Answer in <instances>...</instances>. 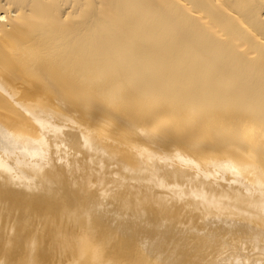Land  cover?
<instances>
[{
  "label": "bare ground",
  "instance_id": "bare-ground-1",
  "mask_svg": "<svg viewBox=\"0 0 264 264\" xmlns=\"http://www.w3.org/2000/svg\"><path fill=\"white\" fill-rule=\"evenodd\" d=\"M8 113L52 118L54 113L71 114L73 118L76 116L74 123L84 130L98 129L99 139L156 157L172 145L166 143H176L181 149L179 146L175 149V145L173 148L182 153L191 150L198 160L218 150L224 157L230 154L255 177L258 173L252 181L261 185L264 0H0V114ZM43 117L48 124L49 118ZM20 119L21 122L16 120V126L19 122L29 123L31 118L29 122ZM41 123L37 120L35 125L43 128L45 124L46 130V123ZM29 124L21 128L33 134L30 136L51 143L62 142L64 130L56 132L61 137L59 141L56 134L52 138L49 128L50 134L44 131V136L41 127ZM71 132L74 133L72 130L70 135ZM29 135L18 134L0 124V264H231L240 260L246 264L242 256H222L227 250L220 253L221 242L218 247L217 243L212 244L214 254H206V247L201 245L208 243L204 231L199 237L207 241L194 239L198 234L193 233L200 226L214 224L215 218L220 221L222 214L220 217L214 214L225 211L230 201L225 202L226 196L222 200L218 198L220 195H213L215 190L211 193V186L206 188L191 173L188 176L186 169L189 179H178L169 175L170 169H159L161 164L157 165L159 168L152 167L151 159L150 164L137 165L134 159L114 150L106 154L93 152V157L84 153L79 155L84 158L73 159L65 151L55 152L43 143L34 144ZM72 137L79 138V133ZM215 144L217 149L213 150L211 146L216 147ZM188 152L179 156L185 155L187 160ZM212 159L216 161L215 157ZM58 163L65 166L63 172L61 167V172L57 170ZM214 167L211 171L205 169L207 174L216 176L218 166ZM235 167L232 168L235 173H240ZM201 169L196 171L202 173ZM226 171L229 170L221 172ZM211 174L205 176L212 179ZM250 175L243 178L248 181ZM228 184L225 189L231 191L235 184L231 190ZM203 186L205 190H201ZM157 188L167 189L165 195H156L160 191L155 192ZM168 190L176 198L171 192L166 194ZM235 198L232 200L240 197ZM242 202H238L240 206ZM232 209L234 214L238 210ZM257 211L251 210L248 215ZM259 221L251 223L261 222L255 228L262 229L264 219ZM231 223L226 226L234 227ZM248 223L242 225L249 229V234ZM239 224L236 223L238 231ZM221 230L224 234L226 229ZM263 230L258 234L264 239ZM212 235L217 237L215 233ZM249 235L244 236V243ZM215 236L214 242L220 241ZM259 239H254L257 244L261 242ZM261 245L259 249L263 248ZM236 247L239 248L238 242ZM255 252L261 253L257 249ZM256 260L252 264H263Z\"/></svg>",
  "mask_w": 264,
  "mask_h": 264
},
{
  "label": "rangeland",
  "instance_id": "rangeland-1",
  "mask_svg": "<svg viewBox=\"0 0 264 264\" xmlns=\"http://www.w3.org/2000/svg\"><path fill=\"white\" fill-rule=\"evenodd\" d=\"M8 114H9V115H8ZM8 114H7L6 116L0 114V115L3 117V118L0 117V118L2 119V121H0V122H1L0 124H6V126H7L10 130H14V131L17 132L18 134L23 133V134H28V135H29L30 132L26 131L27 133H25L24 130H23V128H24V127H28L27 124L32 123L33 121H34V122L32 123V125H33L34 127H41V128H42V126H41L42 123H41V122L43 121V123H44V122L46 123V120H45L46 118H45V119H42L43 115H40V114H37V115H36V114H31V115H30V114H27V113H24V114L17 113L16 115H15V113H8ZM35 115H36V116H35ZM52 115H53V118H52L51 115H45V116H44V117H47V118H49V119H47L48 124L46 123V125H47L46 130H45V127H46V126H44L45 124H43V128H42V129H43V133H41V134H43L44 136H46V134H47L49 131H52L53 133L50 134V132H49L48 135H49V134L52 135V138H53V137L55 136V134H56L58 140L60 141V139H59L60 136H59L58 134L62 133L61 130H62V131L64 130V135H65V137H64L63 134H61V137L63 136V137L65 138V140H64L63 137H62V138L60 137V138L62 139V140H61L62 142L51 143V142H49V141H42V140H39L36 136H35V137H34V136H30V135H33V134H30L28 139H29L30 141H32L34 144H35V143H43V144H44L45 146H47L49 149H52V151L55 149V150H54L55 152L60 151L61 153H63V152L65 151V154H67L69 157L71 156L73 159H81V158H84V157H81V158H80V156H79L80 154L83 155L84 153H87V154H88V155H86V156L93 157V154H94L95 152H99V153H101V154H106L107 152L114 150V151H116L118 154H120V155H122V156H126V157H128V158H132V159H134V160L136 161L135 164H137V165H140V164H143V163H145V164H150V162H151L150 165H151L152 167L155 166L156 168H159V167H160L159 164H161V167H160L159 169H162V170H164V171H165V170L168 171V170L170 169V170H169V172H170L169 175L174 176V177H177L178 179H179V178H182V177H183V178L186 177V179H189L188 176H189L190 173H191L190 176H191V177H193V175L196 176V179H195V180H199V182H202V184H204L206 188H208V187L211 186V187H210V190H212V191H210L209 189H208V191H210V192L212 193V192L215 190V191L213 192V195H216L217 197H218V195H220V197H218V198H219V199H222V200H224V199H223L224 197L222 198V196H226V197H225V202L227 203V201H230V203L228 202V205H227L228 207L225 209V211H228V212L231 211V212L229 213L230 215L226 212L228 216H225L226 213H225L224 210H221V211H223V212H219L220 210H218V211L215 212L214 216H215V217H218L217 215L222 214V218H221V219L218 218V219L220 220L219 222H217L218 220L215 218V223L209 225V226L213 227L212 229H211V227H209L208 225H205V227H204V226H200L199 229L196 228V229H197V230H196L197 232H194V233H193L194 235H195V233L198 234V235H195L194 239H195L196 237H199L201 234H204V232H205L206 235H208V237H209L210 239H213V241H210V239L207 237V239H208V243H207V242H205V241H207V240L204 241V239L202 240V239H200V237H199V240L202 241V243L205 242V243L201 244V245H204V247H206V248H205V249H206V252L208 251L207 253H206V252H205V253H206V254H210V255L214 254V251H215V248H214V247H215V246H212V244H213V245H217V244H218V245H217V247H218V246H219V242H221V243H220V246H219V247H220V248H219L220 253L222 254V252L225 251L224 249L227 250V252H226V251L223 252L224 254H222V256H227V257H241V256H242L241 258H244V259L246 260V264H248L247 262H249V264L254 263V262H255V258H256V259L259 260L260 262L262 261L263 264H264V259H263L264 256H261V255L264 254V239H263V236L260 235V234L263 233V232L261 233V230L264 229V227H263L262 229H261L260 227L257 228V226H260V224H261L260 221H261L262 219H264V216H261V215H264V213H263L264 210L262 209V208H264V205H263V207H262V204H261V202H263V204H264V200H263V201L261 200V199H264V196L261 195V194L264 195V183H262V182H264V180H263L261 183L258 182V183H260L261 185H259V184H254V183H256V182H255V181H254V182L252 181V180H254V178H256V177L259 176L258 173L256 174V177H255V174L252 175L253 172H251L250 169L248 170V168L244 167L241 163H239V161H237L236 159H234L233 157H231L230 154L227 153L228 155L225 154V156H226V155H227V156L224 157V154L220 153L218 150H216L215 152H212V153H211L213 156H212L211 154H209V155L211 156V157H209V158H211L212 161H209V158L207 157V156H209V155L206 156V158L208 159V160H207L208 163L206 164V166L204 165V161L206 160V158H205V157H204V158L199 157V160H200V161H199L197 158H194V156H193V154H192L193 152L191 153V150H189L190 152H188V150H186V152H188V154H189V157L187 156V160H186V156H185V155H186V154H185L186 152L184 151V153H182L183 151L181 152V151L179 150V149H181L179 145H178V146H179V149H178V150H175V149L178 147V146L176 147V145H177L176 143H166V144H168V145H169V144H172L173 146L175 145V146H174L175 149H174L173 146L171 145V146H169L168 148H166V153H165V151H163L165 154H164V153H161V155L164 154V156H166L165 158L167 159V161H168V162H167L166 159L163 158L164 156L159 155L160 158H163V160H162V159H160L158 156L156 157L155 155H151V154H149V153H148V154H147V153L145 154L144 152H139V153H138V152H136L135 150H134V152H133L131 148H130V149H129V148L127 149V147H125V148L122 147V148H121V147H119V145H118V147H119V148H118V147L114 146V145H116V144H113V142H111V141L109 142V141H108L107 139H105V138H100V139H99L98 137H100V136H99L98 133H96V132H98V129H97V131H96V129H92V130H90V132L84 130L83 128H81L80 124H78V125L76 124V123H77V121L75 120V119H76V116H74L75 118H73V115H71V114H70L69 116H67V115L64 116L63 114H60V113H57V114L54 113V114H52ZM54 115L57 116V119H56V117H55ZM25 116H26L27 118H26ZM32 116H33V117H32ZM41 116H42V117H41ZM70 116H72V118H73L74 120H73ZM12 117H13V118H12ZM20 117H21L22 119H24L25 122H26V121L29 122V118H31V119H30V122H29V123L26 124V123L24 122L25 125H23V123L20 124V122H21V121H20V120H21ZM23 117H24V118H23ZM35 117H36V118H35ZM38 117H40V118H38ZM44 117H43V118H44ZM69 117L71 118V120H70ZM6 118H9V119L12 118V119L9 120V119H6ZM25 118H26V120H25ZM34 118H35V119H34ZM37 118H38V119H37ZM61 118H62V119H61ZM1 119H0V120H1ZM19 119H20V120H19ZM32 119H33V121H32ZM40 119H41V122L39 121ZM50 119H51V120H50ZM55 119H56V120H55ZM58 119H59L60 121H59ZM4 120H5V121H4ZM16 120H17V121H18V120L20 121V122L17 124V126H16V123H17ZM37 120H38V124H41V125H35V124H37ZM48 120H49V121H48ZM53 120H54V121H53ZM57 120H58V121H57ZM62 120H64V121H62ZM72 120H73V121H72ZM55 121H57V122H61V123H58L59 125L57 124L58 127H59L60 129L57 127V125H56L57 122H55ZM65 121H67V122H65ZM2 122H3V123H2ZM35 122H36V123H35ZM54 122H55V123H54ZM62 122H63V123H62ZM74 122H76V123H74ZM64 123H65V124H64ZM19 124H20V126H19ZM49 124H50V126H49ZM51 124H52V125H51ZM62 124H63V125H62ZM11 125H12V126H11ZM22 125H23V128H21ZM29 125H31V124H29ZM32 125H31V126H32ZM61 125H62V126H61ZM69 125H70V126L72 125V126H73V129H72V126H71V129H70V126H69ZM18 126H19V127H18ZM75 126H76V129H74ZM11 127H12L13 129H11ZM50 127H52V129H51ZM63 127H64V128H63ZM68 127H69V128H68ZM79 127H80V129H79ZM48 128H49V131H48ZM77 128H78L80 131L77 130ZM15 129H16L17 131H16ZM20 129H21L22 131H21ZM28 129H29V128H28ZM50 129H51V130H50ZM55 129H57V130H55ZM69 129H70V130H69ZM82 129H83V130H82ZM68 130H69V131H68ZM72 130H73L74 133L71 132L72 134L70 135L69 132L72 131ZM76 130H77V131H76ZM81 130H82V132H81ZM94 130H95V131H94ZM44 131H45L46 134L44 133ZM47 131H48V132H47ZM58 131H59L60 133H59ZM56 132H58V134H57ZM75 132H76V134H75ZM80 132H81V133H80ZM86 132H87V133H86ZM68 133H69V134H68ZM78 133H79V138H78V137H74V138L72 137L73 135H78ZM85 133H86V134H85ZM89 133H90V134H89ZM53 134H54V135H53ZM84 134H85L86 136H85ZM87 134H89V136H87ZM48 135H47V136H48ZM56 136H55V137H56ZM94 136H96V137H94ZM97 136H98V137H97ZM71 137H72V138H71ZM83 137H84V138H83ZM32 138H33V139H32ZM34 138H35V140H34ZM57 138H55V139H57ZM76 139H79V140H76ZM83 139H84V140H83ZM95 139H97V140H95ZM104 139H105V140H104ZM58 140H57V141H58ZM70 140H71V141H70ZM72 140H74V141H72ZM80 140H81V141H80ZM98 140H99V142L97 143ZM106 140L108 141L109 144L107 143ZM34 141H35V142H34ZM79 141H80V142H79ZM90 141H91V142H90ZM94 141H95V144H94ZM105 141H106V142H105ZM63 142H64V145H63ZM71 142H73V143H71ZM87 142H88V143H87ZM66 143H67V144H66ZM70 143L73 144V145H71ZM82 143H83V144L85 143V144L83 145ZM92 143H93V144H92ZM96 143H97V144H96ZM101 143H102V144H101ZM89 144H90V145H89ZM91 144H92V145H91ZM56 145H58V147H57ZM93 145H95V146H93ZM97 145H98V146H97ZM110 145H111V146H114L116 149H115L114 147H113L114 149L111 148ZM213 145H214V143H213ZM81 146H82V147L85 146L86 148L83 147V148H84V150H83V148H82ZM215 146H216V147L211 146V147L213 148V150H214V149H217V144H215ZM70 147H71V150H70ZM78 147H80V148H78ZM92 147H93V148H92ZM104 147H105V148H104ZM107 147H108V148H107ZM57 148H59L60 150H58ZM81 148H82V149H81ZM87 148H88V149H87ZM91 148H92V149H91ZM110 148H111V150H110ZM117 148H118V149H117ZM169 148H173L172 150H173V151H176L177 153L180 151V152H181V153L179 152L180 155H181V154H182V155L185 154V155L181 157V156H179V154H176L175 152H174V154H176V155H174V154L171 152L172 150L170 151V152H171V154H170V152H169ZM65 149H68V150H70L71 152H70V151L68 152V150L66 151ZM74 149H75V150H74ZM79 149H80V151H79ZM103 149H105V150H103ZM120 149H121V150H120ZM81 150H82V151H81ZM125 150H126V151H125ZM78 151H79V152H78ZM102 151H103V152H102ZM104 151H105V152H104ZM123 151H124V152H123ZM167 151H168V153H169L170 155L167 153ZM93 152H94V153H93ZM126 152H127V153H126ZM132 152H133L134 154H133ZM256 152L259 153L260 151H256ZM70 153H71V154H70ZM91 153H92V154H91ZM136 153H138V154H136ZM141 153H142V154H141ZM214 153L216 154L217 157H219L218 155H220V158H216V156H215ZM73 154H74V156H72ZM77 154H78V155H77ZM140 154L142 155V157L144 158V160H142L143 158H141ZM188 154H187V155H188ZM167 155H168V157H167ZM171 155L173 156V158H172ZM177 155H178V156H177ZM229 155H230V156H229ZM144 156H145V157H144ZM170 156H171V157H170ZM175 156H176V157H175ZM78 157H79V158H78ZM148 157H149V158H148ZM154 157H155L156 159H155ZM169 157L172 158V159H170ZM174 157H175V158H174ZM178 157H179L180 159H179ZM213 157H215V159H216L217 162H216L214 159H212ZM15 158H16V156H15ZM85 158H86V157H85ZM138 158H139V159H138ZM153 158H154L156 161H155ZM158 158H159V159H158ZM181 158H182V159L184 158V159H183L182 161H180ZM190 158H191V159H190ZM225 158H226V159L228 158V160H226ZM230 158H231L232 160H231ZM16 159H17V158H16ZM18 159H19V161H22V159H21L20 157H19ZM150 159H151V160H150ZM168 159H169V160H168ZM175 159H176V160H175ZM177 159H178L179 161H177ZM218 159H221V161H220V160H219V161L222 162L223 165H222V163L218 162ZM224 159H225L226 162L229 161V163H231L232 165L229 164V163H227L228 166H227L226 164H224V163H225V161L223 162ZM141 160H142V161H141ZM147 160H148V161H147ZM149 160H150V162H149ZM160 160H161V163H160ZM170 160H171V162H170ZM184 160H185V161H184ZM201 160H202V162H201ZM25 161H26V159H25ZM137 161H138V162H137ZM139 161H140V163H139ZM143 161H144V162H143ZM153 161H155V162L153 163ZM158 161H159V162H158ZM165 161H166L167 164H166V165L164 164V165H165V166H164L162 162H165ZM183 161H184L185 163H186V162H188V163L185 164ZM235 161H237V162L235 163ZM156 162H157L158 164H156ZM169 162H170V163H169ZM173 162H174V163H173ZM175 162H176V163H175ZM177 162H179V163L177 164ZM182 162H183V167L186 166L187 168H188V167H189V168H188V169H187V168H183L182 165H181ZM172 163H173V166H170ZM180 163H181V164H180ZM194 163H195L196 165H198V166H195ZM212 163H214V164H212ZM217 163H220V165H218ZM238 163L240 164L239 166H238ZM210 164H212V167H210ZM236 164H237V165H236ZM60 165H61L60 163L57 164V168H58L57 170H58L59 172H61V170H60V168H59V167H61V168L63 169V170H62V172H63V171L65 170V169H64L65 166H63V164H62L63 167L60 166ZM157 165H159V167H158ZM184 165H185V166H184ZM192 165H194V168H195V167H196V168L194 169V168L192 167ZM200 165H201V166H200ZM225 165H226V166H225ZM233 165H234V167H235V165H236V167L238 168V170H237V168L235 167L236 170H237L238 172H240V171H241V172H240V173H235V169H232V168H234V167H232ZM163 166H164V167H163ZM214 166H218V168H220V169L223 168V167L225 166L224 169H225V170H229V171L221 172L222 170H223V171H225V170H224V169H221V171H220V169L216 168V169L220 172V174H219L218 171H217V174H216L217 177H216V176H214L215 173H214V174H211V172H210L211 176H213V178H212L213 181H212L211 177L209 178V176H208V177L205 176V175H210L209 173L207 174V170H205V169H208V167H210L209 169H211V168H213ZM221 166H222V167H221ZM171 167H173V168H171ZM180 167H182L184 170H181L182 168H180ZM226 167H227V169H226ZM230 167H231V169H230ZM243 167H244V168H243ZM163 168H164V169H163ZM177 168H179V169H177ZM190 168H193V170H194L195 172H194V171L191 172L192 169H190ZM197 168H198V169H201V168H202V169H201L202 173H200V170H197V171H196ZM214 168H215V167H214ZM173 169H174V170H173ZM185 169H186V172L188 171V172H187L188 176H187V174H186V172H185ZM209 169H208V170H209ZM172 170H173V171H172ZM212 170H213V169H212ZM214 170H215V169H214ZM246 170H247L249 173H247ZM182 171H183V173H182ZM204 171H205V174H204ZM209 171H211V170H209ZM193 172H194L195 174H194ZM198 172H199V173H198ZM213 172H216V171H212V173H213ZM229 172H230V173H229ZM244 172H246V173H244ZM171 173H173V174H171ZM184 173L186 174V176H185ZM226 173H229V174H226ZM242 173H243V174H242ZM255 173H256V172H255ZM183 174H184V175H183ZM199 174H200V175H199ZM201 174H202V175L204 174V176H202ZM221 174H222V175H221ZM224 174H225V176H224ZM233 174H234V175H233ZM246 174H247V175H246ZM250 174L252 175V177H251ZM227 175H228V176H229V175L232 176V177H231V180H230V178H228ZM235 175H236V176H235ZM249 175H250V177H249L250 180L247 181L246 179L243 178V176H245V178H247V176H249ZM222 176L226 177L228 180L225 178V180H226V181H225V180H224V177H222ZM230 176H229V177H230ZM240 176H242V177H240ZM253 176H254V177H253ZM219 177H220V180L222 179L221 182H219V181H220V180H219ZM177 178H176V179H177ZM193 178H195V177H193ZM193 178H190V179L193 180ZM198 178H199V179H198ZM205 178H206V181L203 180V179H205ZM232 178H234V181H232ZM238 178H239V179H238ZM209 179H210V180H209ZM236 179H237L238 181H240V182L238 183V182L236 181ZM200 180H201V181H200ZM208 180H209V181H208ZM215 180H216V181H215ZM193 181H194V180H193ZM203 181L207 182V184H206L205 182L203 183ZM227 181L230 182V185H231V186H230V190H231V187L235 184V187H234V188H235L236 190H234L233 187H232V190H231V191L228 190L230 193H232V195L230 196L231 198L228 196L229 194L227 195V192H228V191H227L226 189L229 187V186H228V185H229V184H228L229 182H227ZM244 181H245V182H244ZM250 181H252V182H250ZM208 182H210V183H208ZM212 182H214L215 184L212 183ZM216 182H219V183H216ZM223 182H224V184H223ZM225 182H226V184H225ZM231 182H232V183H231ZM234 182H235V183H234ZM236 182H237V183H236ZM241 182H242V183H241ZM233 183H234V184H233ZM246 183H247L248 185H246ZM219 184H221L220 187H222L223 190L225 189V185H226L227 188L225 189V190H226L225 194L222 192L223 190H222L221 188H219ZM232 184H233V185H232ZM236 184H237V185H236ZM262 184H263V185H262ZM206 185H207L208 187H207ZM217 185H218V188H217ZM238 185H239V186H238ZM242 185H243L244 187H242ZM255 185H256V186L258 185V186H257L258 188H256ZM212 186H214V187H212ZM236 186H237V187H236ZM253 186H254V188H253ZM194 187L197 188V185L194 186ZM205 187L203 186L201 190H205V189H204ZM240 187L243 188L242 191H243V193H245L244 195H246V197L243 195V193H242ZM246 187H247V188H246ZM250 187H251V188H250ZM188 188H189V187H188ZM190 188H191V187H190ZM212 188H213V189H212ZM215 188H216V189H215ZM237 188L240 189V190L238 189L240 192L237 191ZM162 189H163V188H162ZM162 189H161V188H159V189H158V188L155 189V192H156V190H158V191L160 190V191L158 192V194H157V192H156V195H159V194H160V195H163V194L165 195V192L167 191V189H165V190H164V189L162 190ZM245 189H246V190H245ZM248 189H250V191H249ZM251 189H252V190H251ZM253 189H254V190H253ZM258 189H259V191H260V190H262V191L258 192ZM206 190H207V189H206ZM225 190H224V191H225ZM161 191H164V193H163V192L161 193ZM208 191H206V192H208ZM217 191H219V192H217ZM170 192H171V191H170ZM170 192H169V190H168V193H166V194L169 195ZM215 192H216V193H215ZM233 192H234V194H235L234 196H233ZM247 192H248V193H247ZM254 192H255V193H254ZM214 193H215V194H214ZM217 193H218V194H217ZM236 193H237L238 195H237ZM241 193H242V195H241ZM256 193H257V194H256ZM258 193H259V194H258ZM222 194H223V195H222ZM239 194H240V195H239ZM248 194H249V195H248ZM250 194H251V195L253 194V195H252L253 198H252V197L248 198L249 196H251ZM170 195H171V196H174L173 198H176L175 195H172V192H171ZM171 196H170V197H171ZM227 196H228V198H227ZM243 196H244L245 198H243ZM257 196H258V197H257ZM259 196H261V197H259ZM232 197H233V198H232ZM235 197H236V198H235ZM238 197H240V198H239L240 200L237 199ZM255 197H256V198H255ZM234 198H235V200L237 199L238 201H237V200H236V201H233ZM241 198H242L243 202H242ZM246 198H248V200H246ZM260 198H261V199H260ZM232 199H233V200H232ZM255 199L258 200L259 202H256ZM244 200H245V201H244ZM250 200H251V201H250ZM248 201H249L250 203H248ZM253 201H255L254 204H253ZM232 202H233V204H232ZM235 202H236V203H235ZM238 202H242L243 204L241 203V206H240V204H239ZM244 202H246L247 204H249V207H250V206H251V207H254V208L256 207V209H258V211H259V209H261V211H259V214H257L258 211H257L256 213H255V212H252V213H255V217L253 216L254 214L252 215V213H251V215H252L253 218L250 217L251 215H250V216L248 215L249 212H251V210L256 211V209H253V208H251V207L248 208V207H247L248 205H247L246 203H245L246 205H244ZM251 202H252V203H251ZM256 203H257V205H256ZM234 204H235V205H234ZM236 204H237V205H236ZM252 204H253V206H252ZM225 205H226V204H225ZM233 205H234V206H233ZM243 205H244V206H243ZM259 205H260V208H259ZM235 206H236V207H235ZM245 206H246V210H249V209H251V210H250V211H246V210L244 209ZM241 207H242L243 209H242ZM261 207H262V208H261ZM232 208H234V209L236 208V209H238V210H243V212L240 211V212H241V213H240V212L237 210V211L235 212V214H237V216H236V215L234 214V211H235V210H233ZM244 210H245V211H244ZM262 211H263V212H262ZM245 212H247L246 215H247L248 217H247V216H243V214H244ZM223 214H224V215H223ZM238 214H239V215H238ZM241 214H242L243 217L241 216ZM234 215H235V216H234ZM244 215H245V214H244ZM256 215H257V218H256ZM258 215H259V217L261 216V217H263V218H261V219L258 218ZM233 216H234V218H232ZM240 216H241V217H240ZM219 217H220V215H219ZM229 217H230V218H229ZM235 217H236V219H235ZM246 217L249 218V219H247ZM224 218H225V219H224ZM251 218H252V219L255 218V220L252 221ZM229 219H230V220H229ZM234 219H235V220H234ZM237 219H238L239 221H238ZM245 219H247L246 221H248V220L251 219L250 222L248 221V222L250 223L251 226H249V223L247 222V223H248V228L250 227V230H251L250 233H249L251 236L248 234V230H249V229H247L246 226H243V225L247 224L246 221H245V223H244V220H245ZM256 219H260V221L257 220V221L260 222V224H259V223H258V224H255V225H257L256 228H255V225H254L253 223H257ZM236 220H237V221H236ZM221 221H222V222H221ZM234 221H235V222H234ZM255 221H256V222H255ZM216 222H217V223H216ZM223 222H225V223H223ZM230 222H233L235 225H236V223L239 224L238 222H241L240 224H241V225L243 224V225H242L243 228L245 227V228H244L245 234L242 233L243 231H241V230H242L243 228H242V229L240 228V224H239V230H240V231H238V225H236L237 229H235V230H237V231H234V227H235V225H234V227H233V226L230 227L231 230H228L229 227L226 226V225L231 226V225H230ZM251 222H253V223H251ZM262 222H263V221H262ZM220 223H221V226L219 225ZM222 223H223L225 226H223ZM233 223H231V224H233ZM263 223H264V222H263ZM212 225H213V226H212ZM217 225H218V226H217ZM252 225L254 226L253 228H251ZM263 225H264V224H263ZM263 225H262V226H263ZM206 227H207V228H206ZM216 227H220V228H222L223 231H224V229H226V230L224 231V234H222V233L220 232V228L217 229ZM214 228H215L216 230H215ZM223 228H224V229H223ZM230 228H229V229H230ZM210 229H211V230H210ZM232 229H233V230H232ZM245 229H246L247 231H246ZM198 230H200V231H198ZM213 230H214V231H213ZM222 230H221V231H222ZM252 230H253V231H256V232H254L255 234L252 232ZM203 231H204V232H203ZM223 231H222V232H223ZM233 231H234V232H233ZM258 231H259L260 234H258ZM263 231H264V230H263ZM202 232H203V233H202ZM212 232L215 233V234L217 235V237H216L215 235H212V234H213ZM237 232H238V233H237ZM251 232H252V233H251ZM219 233H221L222 235L219 234ZM235 233H236V235H239V234H240V235H239L240 237H241L242 234H243L244 236H246V237H248V235H249L251 239L249 238V239H250V240H249L248 238H245L247 241L245 240V243H244V241H243V240H244V236H242L243 239H242L241 243H242L243 246H241V245H240L241 243L239 244V242H240L239 239H241L242 237H241V238H240V237L238 238V236H237V237H236L237 240H234V239H236V238H234V237L236 236ZM246 233H247L248 235H246ZM231 234H233V236H232ZM225 235H226V236L229 235L231 238H230V237H226ZM255 235H257V236H255ZM258 235H260V237H259ZM213 236H215L216 238H218L220 241H218V242H214L215 239H214ZM222 236H223V237H222ZM224 236H225L226 239L228 238L229 241L226 242ZM261 236H262V237H261ZM201 237H202V236H201ZM205 237H206V236H205ZM212 237H213V238H212ZM256 237H257V238H256ZM203 238H204V237H203ZM222 238H224V239H223V240H224L223 243H222ZM252 238H253V239H252ZM259 238H260V239H259ZM261 238H262L263 240H262ZM196 239H197V238H196ZM196 239H195V240H196ZM205 239H206V238H205ZM218 239H216V240H218ZM232 239H233V240H232ZM254 239H259V240H261V242L258 240L259 243L257 244V240H254ZM197 240H198V239H197ZM199 240H198V241H199ZM238 240H239V241H238ZM248 240H249V241H248ZM251 240H252V241H251ZM253 240H254V241H253ZM209 241H210V243L212 242L211 245L209 244ZM232 241H233V242H232ZM228 242H229V243H228ZM234 242H236V243H234ZM237 242H238V247L241 246L242 249H241V247H239V248L236 247ZM249 242H250L251 244H250ZM198 243H199V244H198ZM198 243H197V241H196V245H197V246L199 245V247H200V242H198ZM214 243H217V244H214ZM207 244H208V245H207ZM222 244H224V245L222 246ZM252 244H253V246H252ZM256 244H257V245H256ZM261 244L263 245V248L260 247V249H259V245H261ZM262 245H261V246H262ZM192 246H194V245H192ZM211 246H212V247H211ZM221 246H222V250H221ZM233 246H234V247H233ZM245 246H246V247H245ZM247 246H249V248H247ZM250 246H252V248H250ZM204 247H203V248H204ZM209 247H210V248H209ZM255 247H256V248H255ZM195 248H196V247H195ZM231 249H232V250H231ZM245 249H246V250H245ZM249 249H251V250H249ZM253 249H254V250H253ZM255 249H257V252L260 251V252L263 253V254H261V253L256 254ZM261 249H262V250H261ZM240 250H241V251H240ZM242 250H244V251H242ZM247 251H248V252H247ZM251 251H252V253H251ZM234 252H235V254H234ZM236 252H237V253H236ZM242 252H243V253H244V252H245V253L247 252V253H246V254H245V253L243 254ZM254 252H255V253H254ZM225 253H226V255H225ZM227 253H228L229 255H227ZM239 253H241V255H240ZM236 254H239V255H236ZM242 254H243V255H242ZM247 254H248V255H247ZM251 254H252V255H251ZM231 255H232V256H231ZM249 255H250V256H249ZM255 255H256L257 257H256ZM243 256H244V257H243ZM252 256H253V257H252ZM260 256H261V257H260ZM245 257H246L247 259H246ZM251 257H252V259L249 260ZM253 258H254V259H253ZM261 258H262L263 260H262ZM257 260H256V261H257ZM233 262H234V261H233ZM262 262H261V263H262ZM240 263H241V260H240L239 262H237V261L234 262V263L231 262V264H240ZM241 264H242V263H241Z\"/></svg>",
  "mask_w": 264,
  "mask_h": 264
}]
</instances>
